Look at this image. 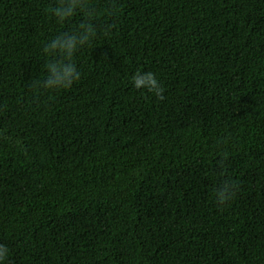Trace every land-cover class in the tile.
Here are the masks:
<instances>
[{"label": "trees", "instance_id": "obj_1", "mask_svg": "<svg viewBox=\"0 0 264 264\" xmlns=\"http://www.w3.org/2000/svg\"><path fill=\"white\" fill-rule=\"evenodd\" d=\"M58 2L0 0L5 264H264V0H88L80 80L41 90L42 42L83 19Z\"/></svg>", "mask_w": 264, "mask_h": 264}, {"label": "clouds", "instance_id": "obj_2", "mask_svg": "<svg viewBox=\"0 0 264 264\" xmlns=\"http://www.w3.org/2000/svg\"><path fill=\"white\" fill-rule=\"evenodd\" d=\"M82 13L83 19L74 30L59 34L42 42L40 65L42 79L34 81V87L41 90L59 91L71 88L80 80L81 71L76 63L75 56L82 48L89 46L97 37V28L94 24L96 15L90 10L88 0H59L52 9L58 23L71 18L76 10ZM134 88L150 93L158 99H164V87L156 74L152 71H136L131 76ZM236 185L225 180L215 190V198L220 205L227 204L235 195ZM9 257V249L0 244V264H5Z\"/></svg>", "mask_w": 264, "mask_h": 264}]
</instances>
